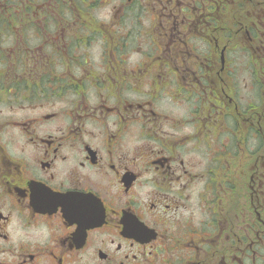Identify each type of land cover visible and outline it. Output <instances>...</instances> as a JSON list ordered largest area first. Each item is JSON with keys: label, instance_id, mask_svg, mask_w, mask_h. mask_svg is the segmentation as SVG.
<instances>
[{"label": "flooded vegetation", "instance_id": "af4514ba", "mask_svg": "<svg viewBox=\"0 0 264 264\" xmlns=\"http://www.w3.org/2000/svg\"><path fill=\"white\" fill-rule=\"evenodd\" d=\"M0 264H264V0H0Z\"/></svg>", "mask_w": 264, "mask_h": 264}]
</instances>
